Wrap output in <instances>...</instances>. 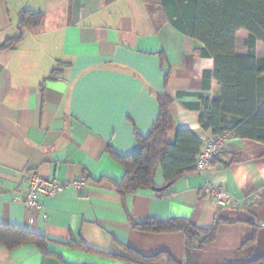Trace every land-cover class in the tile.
I'll use <instances>...</instances> for the list:
<instances>
[{
    "label": "crops",
    "instance_id": "0c3cea01",
    "mask_svg": "<svg viewBox=\"0 0 264 264\" xmlns=\"http://www.w3.org/2000/svg\"><path fill=\"white\" fill-rule=\"evenodd\" d=\"M24 10L44 18L25 30L16 49L0 52V224L44 236L58 257H43L33 245L12 252L0 246V264H124L115 258L129 249L145 257L163 254L155 264H246L263 256L261 143L231 139L221 162L187 173L161 192L121 195L114 186L124 170L108 151L129 156L139 150L137 136L151 132L160 95L171 99L168 142L175 129L199 140L211 136L193 108L197 94L211 100L220 95L215 81L203 90L202 74L213 69V60L195 54L201 44L168 24L157 28V13L142 0H0V45L18 35ZM247 40L246 31L236 34L237 55L247 54ZM256 56L264 58L260 42ZM30 173L59 181L84 178L85 188H67L30 211L21 202ZM207 184L222 189L228 204L205 193ZM154 185L165 186L161 170ZM147 219H186L198 229L219 225L214 241L186 263L181 233L132 229L130 220Z\"/></svg>",
    "mask_w": 264,
    "mask_h": 264
},
{
    "label": "trees",
    "instance_id": "16d2710c",
    "mask_svg": "<svg viewBox=\"0 0 264 264\" xmlns=\"http://www.w3.org/2000/svg\"><path fill=\"white\" fill-rule=\"evenodd\" d=\"M114 1V0H108ZM147 10L157 13L160 24H168L182 35L195 39L201 48L195 51L200 58L213 60V69L202 74V87L209 91L215 81L220 89L217 100L197 94L198 124L212 137L228 135L232 139L250 140L264 145V58L256 56V45H264V0H142ZM44 15L24 10L19 14L18 35L0 45V52L14 50L23 40L26 29L38 28ZM246 31L247 54L235 52V38ZM57 70L51 72V77ZM159 113L151 132L137 136L139 150L129 156L108 153L124 170L123 179L114 183L121 194L154 190L156 172L161 170L166 189L187 173L195 171V158L202 140L191 131L175 129L172 142L167 135L172 129L169 116L171 99L166 94L157 98ZM202 107V108H201ZM132 229L153 234L181 233L186 263L193 262V253L215 239L218 222L210 228L198 229L186 219L130 220ZM254 236L245 245L254 242ZM51 243L42 235L27 228L0 224V246L8 252L33 245L43 257H58L48 250ZM70 249L88 252L83 246L66 244ZM124 258H115L124 264H155L163 254L145 257L127 250ZM59 259V258H58ZM169 264H177L169 259ZM246 264H264V255Z\"/></svg>",
    "mask_w": 264,
    "mask_h": 264
},
{
    "label": "built area",
    "instance_id": "2783aa9c",
    "mask_svg": "<svg viewBox=\"0 0 264 264\" xmlns=\"http://www.w3.org/2000/svg\"><path fill=\"white\" fill-rule=\"evenodd\" d=\"M228 135L219 137L209 136L202 139V146L195 158V171L199 173L210 170L217 162H221L227 143L231 140ZM27 192L21 202L27 210L40 211L42 201L57 196L67 188L75 191H83L85 179L80 178L74 181H59L57 179H41L34 173L27 176ZM204 192L213 196L220 206L227 205L230 197L220 188L207 184ZM252 201V199H251Z\"/></svg>",
    "mask_w": 264,
    "mask_h": 264
},
{
    "label": "water",
    "instance_id": "95a60500",
    "mask_svg": "<svg viewBox=\"0 0 264 264\" xmlns=\"http://www.w3.org/2000/svg\"><path fill=\"white\" fill-rule=\"evenodd\" d=\"M164 189H166V187H163V188H155L154 191H155V192H161V191H163Z\"/></svg>",
    "mask_w": 264,
    "mask_h": 264
}]
</instances>
